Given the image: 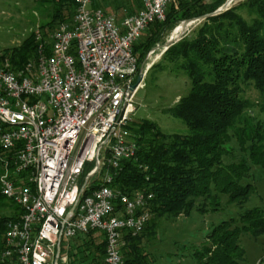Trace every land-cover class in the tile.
<instances>
[{
	"label": "built area",
	"instance_id": "obj_1",
	"mask_svg": "<svg viewBox=\"0 0 264 264\" xmlns=\"http://www.w3.org/2000/svg\"><path fill=\"white\" fill-rule=\"evenodd\" d=\"M187 1L142 0L117 24L92 0H76L70 25L58 26L48 52L38 46L35 66H0V194L20 208L6 223L0 264H55L62 241L91 230L105 237V264H124L123 235L143 230L152 197L109 186V170L136 150L128 126L143 79L135 84L132 47L168 5Z\"/></svg>",
	"mask_w": 264,
	"mask_h": 264
},
{
	"label": "trees",
	"instance_id": "obj_2",
	"mask_svg": "<svg viewBox=\"0 0 264 264\" xmlns=\"http://www.w3.org/2000/svg\"><path fill=\"white\" fill-rule=\"evenodd\" d=\"M95 1L92 0L91 7L101 8ZM225 1L214 0L207 4L190 0L168 5L165 19L148 24L133 43L137 68L149 49L163 44L155 46L163 32L183 20L212 13ZM33 2L43 20L40 31L51 29L54 24V27L62 23L70 25L76 0ZM144 32L147 36L142 38ZM45 37L42 33L37 40L32 33L17 46L3 50L0 66L3 61L8 62L12 71L28 63L35 66L38 46L42 44L49 51ZM165 71L180 73L187 79L188 92L166 111L183 122L186 133L166 134L155 122L131 120L128 130L136 146L135 154L121 160L117 169L109 170V186L114 191L127 196L136 192L152 195L144 208L149 219L143 230L134 236L123 235L124 264H154L156 260L144 250L142 238L147 235L146 231L154 229L156 218L165 214L188 215L195 204L217 199V194L236 202L247 199L253 191L247 179L252 166L264 170V123L250 126L244 121L241 129L237 125L254 104L245 97L249 88L264 104V0H242L216 15L205 17L190 35L164 50L163 58L148 73ZM230 132L239 145L250 142L251 166L244 160L223 164ZM95 187L93 180L85 192ZM19 214L20 208L0 194V251L4 248L6 223ZM242 234L254 239L264 236L263 208H248L238 219L229 218L214 225L206 235L209 243L190 255L191 264H241L244 261ZM62 252H66L67 264H105V237L100 231H88L62 241ZM4 264H14V261L8 259ZM257 264H264V259Z\"/></svg>",
	"mask_w": 264,
	"mask_h": 264
},
{
	"label": "rangeland",
	"instance_id": "obj_3",
	"mask_svg": "<svg viewBox=\"0 0 264 264\" xmlns=\"http://www.w3.org/2000/svg\"><path fill=\"white\" fill-rule=\"evenodd\" d=\"M213 1L202 0L207 4ZM240 1L242 0L233 1L228 7ZM141 2L142 0H96L95 4L99 5L106 14L112 15L115 22L119 24L126 14L139 10L142 6ZM202 20L192 23L189 27L187 24L188 28L186 27L187 30L181 38L190 35V32ZM42 22V17H40L33 0H0V55L4 53L3 50L17 46L32 33L41 37L44 33L46 36L45 45L50 47L52 34L57 30L58 25L54 27V24L51 29L45 28L41 32L39 27ZM180 23L163 32L155 46L175 39L185 27V24L179 25ZM146 36L144 32L141 37L145 38ZM161 46L149 49L139 64L143 82L134 97L135 112L132 115V120L137 123L147 119L155 122L157 128L163 133L183 134L187 131L186 126L181 120L172 117L166 111L188 92L189 86L186 77L180 73L166 71L154 75L148 73V70L163 58L164 49L159 48ZM245 97L253 101L254 104L245 111L243 120L238 123L237 126L240 129L243 127L244 121L250 126H257L259 122L264 123V104L260 103L257 93L249 88ZM230 134V141L225 144L227 153L223 158V164L244 160L251 166L248 151L250 142L246 141L244 145H239L232 132ZM247 181L253 185L254 189L245 200L230 202L226 195L217 194V199L204 200L200 204H195L188 215L165 214L156 218L154 229L146 231L147 235L142 238L144 250L151 253L150 256L156 260L154 264H191L190 255L200 250L203 244L209 243L206 240V235L214 225L229 218L238 219V215L242 211L251 207L264 209V170L252 166L251 176ZM150 231L153 232L150 233ZM241 244L244 248V261L241 264H257L264 259V236L254 239L250 235L242 234ZM54 259L55 257L53 263ZM67 263L66 252L60 253L57 264Z\"/></svg>",
	"mask_w": 264,
	"mask_h": 264
},
{
	"label": "water",
	"instance_id": "obj_4",
	"mask_svg": "<svg viewBox=\"0 0 264 264\" xmlns=\"http://www.w3.org/2000/svg\"><path fill=\"white\" fill-rule=\"evenodd\" d=\"M233 1H236V0H226V1H225V2H224V3H223L218 9H216L214 12H212V13H210V14H207V15H204V16H202V17H197V18H191V19L183 20L179 25H181V24H189V25H191L192 23H194V22H196V21H200V20L204 19V18L207 17V16L216 15V14H218V13H220V12L226 10V9L228 8L229 4H230L231 2H233ZM186 30H187V29H185V30H184L179 36H177L175 39L166 41V42L162 45L163 48H164V50H166L169 46H171L173 43H175L176 41H178L179 38H181V36L185 33ZM140 70H141V67H140V69H139V73H138V75L136 76L135 84H137V83L140 82V80H141V76H142V74H141V71H140ZM135 84L132 85V86L130 87V89H133L134 86H135ZM58 254H59V248L56 249V255H55V259H54V263H55V264L57 263Z\"/></svg>",
	"mask_w": 264,
	"mask_h": 264
},
{
	"label": "bare ground",
	"instance_id": "obj_5",
	"mask_svg": "<svg viewBox=\"0 0 264 264\" xmlns=\"http://www.w3.org/2000/svg\"><path fill=\"white\" fill-rule=\"evenodd\" d=\"M189 26H190V25L188 24V27H189ZM186 27H187V24H185L184 30L188 28V27H187V28H186ZM184 30H183V31H184ZM183 31H182V32H183ZM182 32H180V33H179V35H180ZM179 35H178V36H179ZM159 48H162V49H164L162 46H161V47H159Z\"/></svg>",
	"mask_w": 264,
	"mask_h": 264
},
{
	"label": "crops",
	"instance_id": "obj_6",
	"mask_svg": "<svg viewBox=\"0 0 264 264\" xmlns=\"http://www.w3.org/2000/svg\"><path fill=\"white\" fill-rule=\"evenodd\" d=\"M120 23V22H119Z\"/></svg>",
	"mask_w": 264,
	"mask_h": 264
}]
</instances>
